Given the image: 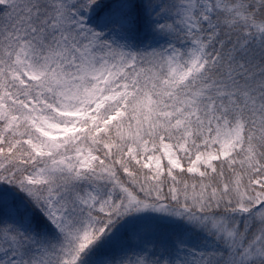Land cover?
<instances>
[{
  "label": "snow or ice",
  "instance_id": "obj_1",
  "mask_svg": "<svg viewBox=\"0 0 264 264\" xmlns=\"http://www.w3.org/2000/svg\"><path fill=\"white\" fill-rule=\"evenodd\" d=\"M0 264H264V0H0Z\"/></svg>",
  "mask_w": 264,
  "mask_h": 264
}]
</instances>
